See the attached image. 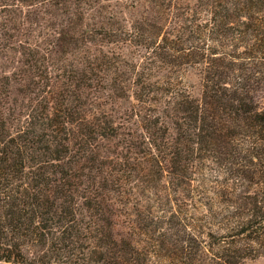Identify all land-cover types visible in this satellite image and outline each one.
<instances>
[{
  "label": "trees",
  "instance_id": "trees-1",
  "mask_svg": "<svg viewBox=\"0 0 264 264\" xmlns=\"http://www.w3.org/2000/svg\"><path fill=\"white\" fill-rule=\"evenodd\" d=\"M110 1L119 22L105 15ZM94 13L101 21L86 22ZM105 41L119 42V72L132 75L140 131L128 109L119 123L97 102L114 91ZM183 64L203 65L199 97L155 71ZM263 67L264 0H0V262L244 264L264 237V175L249 178L251 212L221 240L175 212L158 216L151 197L137 207L150 247L117 235L113 217L118 203L142 202L127 191L139 166L165 178L179 208L207 210L192 195L200 160L260 158L264 173L253 151L264 105L247 71Z\"/></svg>",
  "mask_w": 264,
  "mask_h": 264
},
{
  "label": "rangeland",
  "instance_id": "rangeland-1",
  "mask_svg": "<svg viewBox=\"0 0 264 264\" xmlns=\"http://www.w3.org/2000/svg\"><path fill=\"white\" fill-rule=\"evenodd\" d=\"M106 8L107 9L104 10L105 15L109 17V11L116 12V16L118 17L115 21L117 20L119 22L118 2L110 1ZM102 18L103 14H88L86 22L92 23L95 20V22L99 23ZM116 27H119V24ZM45 31V34L42 33L41 37H46L45 35L48 34V30L45 29ZM103 43V49L110 54V57L106 60L107 67H111L110 69L113 71L110 81L104 85L112 87L114 91L111 96L104 95L97 102L99 106L103 103L105 109L110 111L114 120L119 123L123 122L125 109H128L130 126L133 130L140 131V126L137 123L138 118L132 111L134 109L132 103L135 102V100L131 98L132 83L130 77L132 75L130 74L124 77L123 74L119 72V51L121 50L119 48V42L111 44L105 41ZM252 61L254 60L252 59ZM202 67V64H183L175 68L163 65V68H157L155 71L160 70L158 75L164 78L171 76L179 88H188L192 95L199 97L202 89ZM5 69L11 70L12 67L9 66ZM247 71L252 76L249 82L257 89L255 93L259 97L260 104L264 105V67L262 68V72ZM236 73L238 74L239 71H236ZM12 90H14V88H12ZM128 99L132 103L129 102ZM245 147H247V149L243 151L244 153H250V151L253 150H248V146ZM253 151L256 155H264V146H260ZM260 162V158H256L253 160V163H250L248 160L237 157H231L227 160L217 158L214 162L200 160L197 174L194 176L195 179L192 182L195 188L192 194L193 202L196 201V198L199 201L207 202L209 203L208 207H211L210 210H207L200 202H196L192 206H185L183 204V207L179 208V206L172 201L173 198L177 197V194L174 193L172 188L164 184L165 178L162 179L155 169L152 170L151 173L142 172V168L139 166L138 171L134 172L132 175L131 185L134 189L127 187V191L130 192L131 190L136 197L142 199V202L139 204L137 203L135 206L130 204L128 208H123L121 211H119L118 203V209L113 217L116 234L130 233L138 245L146 248L154 243V236L140 227L138 223L139 217L137 216V207L139 205L140 207L143 205L145 207L146 204H142L143 201L151 197L154 211L157 212L155 213L158 216L162 214L170 216L171 213L175 212L181 219L183 218L190 223V226L196 229L199 236L203 235V237H206L208 240H215L216 236L210 238L208 235L211 230L217 232V238H219V235H222V239L226 238L227 235H229V227L233 225L234 221L238 219V217L251 212L252 205H247L242 197L246 196L248 199L254 201L255 196L250 195H254L258 192L257 186H255L253 182H250L249 178L254 177L255 180H259L260 177L264 175L260 169ZM142 165L143 167L147 166L145 162ZM222 192H224L223 196L221 194ZM170 199L172 202L169 201ZM144 211H146L145 208ZM83 214H89V212L85 211ZM253 246L257 249V252H255L253 257L248 258L244 264H264V237L258 243H254ZM156 261V264H168V260L164 257L159 256L156 258ZM0 264L4 263L0 262Z\"/></svg>",
  "mask_w": 264,
  "mask_h": 264
}]
</instances>
